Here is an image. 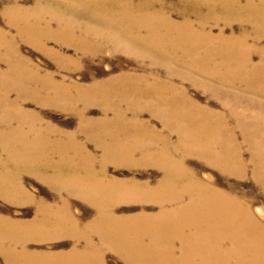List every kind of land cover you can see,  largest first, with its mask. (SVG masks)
<instances>
[{
  "label": "bare ground",
  "instance_id": "bare-ground-1",
  "mask_svg": "<svg viewBox=\"0 0 264 264\" xmlns=\"http://www.w3.org/2000/svg\"><path fill=\"white\" fill-rule=\"evenodd\" d=\"M44 1L49 4L76 6L82 4L95 8H127L123 11L121 22L127 20L128 24H122L121 28L118 22L113 23L115 31L106 35L108 37L106 41L116 43L118 50L132 49V46L122 43L124 39L135 45H142V49L148 52L160 51L167 55L169 61L183 63V68L188 72L195 71L202 78L216 80L217 85L223 87L224 93L230 99L247 101L255 100L254 97L264 99V54L258 63H254L250 54L252 47L246 46L252 33L247 29L242 30L240 35L226 36L225 32L214 35L208 27V21L215 25H220L221 21H226L227 25L236 21L251 22L254 33L261 37V34H264L262 33L264 0H247L245 5H242L240 0H186L187 3L198 4V7L208 8V16H203L198 11V24L192 21L190 12L184 15V22L178 24L166 11L164 12L163 7L155 12L150 11L161 2H163L161 5L165 6L166 0ZM32 13L19 4L6 11L10 26L17 30L19 39L24 42L50 55H55V52L47 47L51 40L80 51H97L91 34L86 32L79 34L75 26L69 24L53 30L51 24H43L44 19L40 15ZM97 13L107 18L105 13L98 11ZM16 42V38H10V35L0 28V142L6 155V158L0 156V192L9 197L23 193L20 186V171L34 173L39 178L54 183L65 178L66 167L72 171V180L96 182L103 179L104 173H95L87 166L89 160L86 155L82 156L78 163L79 167L75 165L76 161L73 159L64 160L63 157L59 164L52 165L48 157L46 158L47 151L58 148L66 151L77 147L72 143L52 142L49 139L51 130L47 128L48 130L42 131L38 128L40 120L26 113L22 103L27 99L38 98L44 104L59 106L61 103L70 104L75 98L70 87L56 84H52L51 90L55 94L53 98L40 97L41 91H35L33 87L37 76L34 75L36 73L33 71L31 59L22 56ZM3 63L8 69H2ZM49 80H44L48 85L40 80L45 91L51 85ZM105 89L107 88L99 86L91 90L78 91L83 92L82 96H88L84 97L87 101L92 96L91 101L94 102L109 97H131L133 90L131 87H123L117 91ZM139 90L133 92L157 97L168 105L178 104L179 120L188 122V124L181 122L178 125L188 144V147L185 145L186 151H192L238 177L246 175L247 165L242 148L236 142L234 130L227 127L225 116L216 115L199 107L184 91L178 92L163 84L160 87L156 85L148 90ZM13 92L18 93L17 100L12 99ZM234 115L237 118H245L244 114L237 111H234ZM231 117L236 119L233 111ZM250 118L251 123L247 128L240 125L239 121L237 127L242 130L246 141L249 142L253 177L264 189V123L261 125L253 120L257 118L256 114H252ZM137 131L141 130L137 128ZM122 155L109 153L105 162L121 161ZM169 163L161 164L166 168L167 181L163 180L155 191L146 190L148 188L141 191L149 196L165 195L156 200L163 207L167 202H171L172 205L179 204L180 207L125 223L123 219L111 214V209L117 201L98 200L101 214L87 230H94L100 236L101 246L95 250V255L78 254L77 251H73L63 257L64 264H105L102 255L105 248L115 250L128 264H264V220L256 215L250 201L247 202L231 192H222L212 183L199 180L180 163L176 165ZM51 168L55 171L54 176L48 175ZM125 186L123 183L109 181L104 184L101 191L105 194H117L120 187ZM131 186L136 188L134 183ZM129 192L138 193L136 189ZM187 195L189 199L184 203ZM39 210L40 217L30 225L32 232L26 234H23L22 230L25 229L22 225L0 220V249L11 264H49L57 259L51 255L29 253L27 245L33 235L41 236L48 228L56 234L76 233L79 223L72 215L68 213L50 215L45 207ZM84 234L90 241L89 232L86 231ZM18 246L22 247L20 251L17 250ZM89 247L93 248L91 243ZM221 247H224L223 250Z\"/></svg>",
  "mask_w": 264,
  "mask_h": 264
},
{
  "label": "rangeland",
  "instance_id": "rangeland-1",
  "mask_svg": "<svg viewBox=\"0 0 264 264\" xmlns=\"http://www.w3.org/2000/svg\"><path fill=\"white\" fill-rule=\"evenodd\" d=\"M38 1L0 0V28L8 33L10 38H16L22 56L31 59L33 71L36 73L34 75L37 76L33 87L35 91H41L40 97L53 98L55 94L51 89L56 84L70 87L75 100L70 104L61 103L58 106L44 104L38 98L27 99L22 103L23 109L26 113L33 115L35 119L40 120L38 128L42 131L48 129L52 131L49 133V139L52 142L72 143L77 147L66 150L68 152L62 148L47 151L46 158L48 157L50 164H59L64 157V160H75V165L79 167L78 163L82 156L86 155L87 160L91 161H88L87 166L95 173H104V176L103 179H98L96 182L72 180L71 169L64 167L66 169H64L65 178L54 183L39 178L34 173L20 171V186L23 193H19L16 197H9V195L0 192L1 221L22 225L25 229L22 230L23 234H26L32 232L30 225L40 217L39 209L45 207L50 215L68 213L79 223L75 234L65 232L56 234L48 228L41 236L33 235L27 245L29 253L57 257L49 264H64L63 257L73 251H77L78 254L95 255V250L101 246L102 241L94 230H87V228L95 223L101 214L98 200L102 202L117 201L111 209V214L123 219L125 223L156 216L166 210H176L178 206L180 207L179 204L172 205L171 202H167L163 207L159 201H156L165 195L162 197L160 195L149 196L141 191L145 188L155 191L161 183L167 181L166 168L161 165L162 162H170L171 165L180 163L199 180L212 183L222 192H231L247 202L250 201L256 215L264 220V189L253 177L249 142L246 141L242 130L237 127L239 121L240 125L247 128L251 123L252 114L257 115V118L253 120L258 124L264 123V99L260 97H254L253 101L230 99L224 93L223 87L217 85L216 80L204 77L205 80L195 71L194 73L188 72L183 68V63L169 61L167 55L160 51L148 52L142 49V45L138 46L124 39H122V43L132 46V51L118 50L116 43L106 41L108 39L106 35L115 31L113 23L118 22L121 28L122 24H128L127 20L121 22L123 21V11H126L127 8L49 4L44 0L39 1L42 3L40 6ZM240 1L242 5L247 3V0ZM17 4L28 11L31 10L33 15H40L45 20H43V24H51L53 30H58L69 24L72 27L75 26L74 28L79 34L83 32L91 34L97 51H80L51 40L47 43V47L54 51L55 55H50L24 42L19 39L17 30L10 26L6 15V11L11 10ZM161 4L150 11L155 12L163 7L164 12L166 11L167 15L178 24L184 22V15L187 12L191 13V19L195 24L199 23L198 11L203 16L209 15L207 7H198V4L193 5L192 2L187 3L186 0H166L165 6ZM175 8H178V11ZM97 11L105 13L107 18L101 14L98 15ZM208 27L214 35L225 32L226 36L240 35L242 30L248 29L252 34H250L246 46L252 47L250 54L254 63H258L264 54V34L257 37L251 22L236 21L227 25L226 21H221L220 25H215L212 21H208ZM86 29L88 30L86 31ZM2 69H8L7 65L3 63ZM40 78L42 81L50 79L51 85L47 87V91L42 89L44 87L40 83ZM44 83L48 85L47 81ZM162 84L178 92L184 91L199 107L201 106L216 115L225 116L227 127L234 130L236 142L242 148L244 161L247 165L245 176L238 177L233 173L226 172L204 157L192 151H186L185 145L188 144L178 129V125L181 122H185V124L188 122L179 120L178 104L168 105L157 97L133 92L139 89L148 90L156 85L160 87ZM99 86L112 91L120 90L123 87H131L133 90L131 97H111V99L108 96L109 98L104 100L102 98V100L94 102L91 101L92 96L87 101L84 97L88 96H82L83 92L78 91L79 89L91 90V88ZM17 97H19L18 93L13 92L12 99L17 100ZM232 111L237 120L231 117ZM234 111L244 114L245 118H237ZM137 128L141 131L138 132ZM62 151L63 153H61ZM109 153L123 154L124 156L122 155L121 161L117 160L118 162L110 160L105 162ZM128 155L130 156L128 157ZM0 156L6 158L1 142ZM54 174L55 171L51 168L48 175L54 176ZM109 181L123 183L126 186L120 187L122 190L117 191V194H105L101 190L104 188V184ZM133 183L136 184V188L131 186ZM133 189H136L138 193L129 192ZM187 197L188 195L185 197L184 203L189 199ZM86 231L89 232L90 241L84 234ZM90 243L93 248L89 247ZM223 248L221 247V250ZM21 249L22 247H17L18 251ZM103 252L105 264H128L113 249L105 248ZM0 264H11L1 249Z\"/></svg>",
  "mask_w": 264,
  "mask_h": 264
}]
</instances>
